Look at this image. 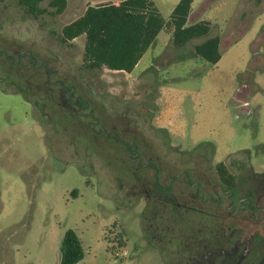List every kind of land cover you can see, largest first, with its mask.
<instances>
[{"label":"rangeland","instance_id":"obj_1","mask_svg":"<svg viewBox=\"0 0 264 264\" xmlns=\"http://www.w3.org/2000/svg\"><path fill=\"white\" fill-rule=\"evenodd\" d=\"M50 1L42 3L49 11L34 17L15 0H0V264H58L69 229L82 240L84 264H169L166 237L155 224L163 217L174 228L187 218L148 200L154 168L139 169L124 146L93 130L105 128L126 143L137 140L144 162L159 165L163 184L183 170L201 174L203 160L210 175H217L219 163L233 174L242 166L263 172L264 0L194 1L191 21H210L211 36L221 38L217 65L193 56L204 39L176 48L166 29L136 72L103 69L100 77L81 69L85 36L73 47L58 37L89 6L124 0H68L61 15L50 13ZM153 1L166 21L180 2ZM17 78L24 81L21 88ZM61 85L92 103L86 116L63 120ZM162 87L183 98L174 136L158 127ZM179 183L168 198L182 213L188 199ZM198 211L193 223L211 219Z\"/></svg>","mask_w":264,"mask_h":264},{"label":"trees","instance_id":"obj_2","mask_svg":"<svg viewBox=\"0 0 264 264\" xmlns=\"http://www.w3.org/2000/svg\"><path fill=\"white\" fill-rule=\"evenodd\" d=\"M15 1L30 16L39 17L49 11L42 7V3L45 0ZM194 1L180 0L173 10L169 21L162 17L153 0H124L119 3L89 6L82 17L62 29L58 39L62 45L73 47L72 41L85 36L81 69L90 74H96L98 77H100L103 69L113 72L132 73L145 53L156 43L159 35L166 29L172 31V43L176 48H184L195 40L204 39L203 42L195 45L193 56L201 57L211 65H217L223 57L221 38L219 36H211L213 27L210 21L201 20L190 23ZM67 5L68 0H51L49 7L53 10L50 13L61 15L65 12ZM152 69L154 70L155 68ZM16 80V86L21 88L24 81L19 78ZM74 89L66 88L64 85L60 87V99L62 100L64 95L66 97L60 112L64 118L63 120L70 121L71 116L75 117V120L81 116H86L84 112H87L92 106L90 102V106L87 107L88 103L86 102L89 100H86L83 95L77 94V89L76 91ZM4 91L10 93L7 89ZM18 93L22 94L36 108L43 109L42 101L33 102L27 92L22 89ZM100 93L102 92L99 91ZM44 98L46 100L49 99L48 97L46 98V95ZM239 99L240 104L242 102L244 104L248 103L247 101H241L244 99L240 97ZM51 103L55 106L53 100ZM91 111L93 110H90L89 117H93ZM163 130L169 133L168 130ZM102 136L105 137V135ZM117 136L119 137V135ZM108 141L116 143L112 140ZM207 145L212 144L203 143L200 146ZM124 150L130 156V151L126 147H124ZM245 151L250 153V150ZM215 153L216 148L213 145V156ZM216 170L217 174L223 179L230 174L225 163L217 164ZM60 252V264H79L84 260L85 252L82 240L75 230L69 229L65 232Z\"/></svg>","mask_w":264,"mask_h":264},{"label":"flooded vegetation","instance_id":"obj_3","mask_svg":"<svg viewBox=\"0 0 264 264\" xmlns=\"http://www.w3.org/2000/svg\"><path fill=\"white\" fill-rule=\"evenodd\" d=\"M86 103L87 107L91 104L90 101ZM91 113L95 119L94 111ZM92 124L89 123V127L93 130ZM93 131L96 137L105 135L107 140L126 147L130 151V160L136 162L139 169L152 167L156 170L155 183L147 188L148 200H155L166 209L177 210L187 221H192L198 210L202 213L208 211L211 216L207 221L202 219L193 223V219L192 222L173 225L174 228L160 217L155 230L166 237L169 264H264V171L242 166L238 174L230 173L223 179L219 174L207 173L203 160L198 166L201 174L193 175L183 170L172 176L168 184H163L159 165L154 160L144 162L137 140L126 143L105 128ZM178 181L188 199L183 207L184 213H181V205L168 198ZM242 220L245 226H241Z\"/></svg>","mask_w":264,"mask_h":264},{"label":"crops","instance_id":"obj_4","mask_svg":"<svg viewBox=\"0 0 264 264\" xmlns=\"http://www.w3.org/2000/svg\"><path fill=\"white\" fill-rule=\"evenodd\" d=\"M192 13L190 17L191 24L195 23L191 21ZM141 62L142 60L139 62L135 70L130 74H133L134 72H136ZM148 68L149 67L145 66L142 69V71ZM182 100L183 98L180 95H177L176 93L171 92L166 87L161 88V97L159 98V104L160 106H162V109H161L160 116L157 118V120H159L161 124H159L158 127L168 130L171 136L176 135L175 127H173L172 122H173V119L179 114V112H181V109H179V107H178L179 110L177 111V106H179L182 103ZM243 101H245V99ZM60 261H61V252H60V259H59L58 264H60ZM79 264H84V260L80 262Z\"/></svg>","mask_w":264,"mask_h":264},{"label":"built area","instance_id":"obj_5","mask_svg":"<svg viewBox=\"0 0 264 264\" xmlns=\"http://www.w3.org/2000/svg\"><path fill=\"white\" fill-rule=\"evenodd\" d=\"M244 106H245V107H248L249 105H248V103H246V104H244ZM119 255H122V254H120L119 252H117V253H116V256H119Z\"/></svg>","mask_w":264,"mask_h":264}]
</instances>
